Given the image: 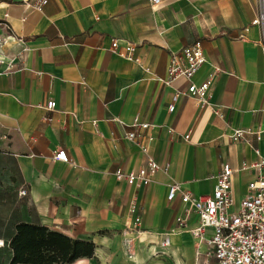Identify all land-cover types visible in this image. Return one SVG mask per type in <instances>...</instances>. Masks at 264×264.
I'll list each match as a JSON object with an SVG mask.
<instances>
[{
	"label": "crops",
	"instance_id": "0c3cea01",
	"mask_svg": "<svg viewBox=\"0 0 264 264\" xmlns=\"http://www.w3.org/2000/svg\"><path fill=\"white\" fill-rule=\"evenodd\" d=\"M253 16L254 0H48L41 11L0 0L12 32L0 26V264L20 222L95 244L92 257L68 264H203L207 245L189 230L197 214L179 191L168 200L167 184L210 194L227 163L238 201L254 178L251 165L264 158V52ZM112 40L134 43L140 63ZM195 40L205 61L192 81L220 69L202 109L184 78L160 81L170 53ZM134 118L150 125L133 127ZM236 128L248 132L232 141ZM58 149L66 162L53 158ZM149 158L167 169L147 184L116 179Z\"/></svg>",
	"mask_w": 264,
	"mask_h": 264
},
{
	"label": "built area",
	"instance_id": "2783aa9c",
	"mask_svg": "<svg viewBox=\"0 0 264 264\" xmlns=\"http://www.w3.org/2000/svg\"><path fill=\"white\" fill-rule=\"evenodd\" d=\"M158 1L151 0L153 3ZM47 2L48 0H23V6L41 11ZM250 24L260 28L259 45L264 52V0H254V16ZM0 26L12 34L5 19L0 20ZM18 41L21 42V39L19 38ZM3 43L4 41H0V47ZM118 47L117 40H112L113 51L125 59L140 63V59L135 54L134 43L126 42L120 49ZM204 61L202 43L200 40H195L170 53L165 77L160 78V81L169 84L179 77L184 78L188 82L185 95L194 98L198 108L202 109L210 104L213 85L220 71L218 67L212 66L203 80L195 84L192 76ZM54 107V100H48L45 104L47 110H53ZM173 108V104H170L168 111L171 112ZM214 112L218 116L221 115L219 108H214ZM130 125L147 128L150 124L134 118ZM247 132L248 130L236 128L232 131L230 138L232 141L241 140ZM126 136L134 137L135 132L129 131ZM188 136L185 134L183 138L187 140ZM141 147L144 150V147ZM255 151L258 153L257 149ZM53 158L66 162L65 150L54 151ZM167 166V163L159 164L149 158L147 165L141 167L136 173L117 169L114 175L116 179H125L128 184H147L150 181L148 175L150 172L157 169L165 171ZM251 167L256 170V174L248 182L246 193L238 201L234 199L231 192V176L235 170L227 163L222 164L210 194L194 195L182 190L180 184L175 181L167 184L166 198L171 200L179 191L180 200L186 206V213L197 214V222L189 230L198 242H205L207 245L205 252L207 259L203 261V264H264V158H260ZM20 194L24 195L25 190H21ZM134 210L135 206L131 205V213ZM177 221L181 228L185 227L184 218H177ZM138 222L139 218L136 217L135 224ZM207 228H211L208 236H206Z\"/></svg>",
	"mask_w": 264,
	"mask_h": 264
},
{
	"label": "trees",
	"instance_id": "16d2710c",
	"mask_svg": "<svg viewBox=\"0 0 264 264\" xmlns=\"http://www.w3.org/2000/svg\"><path fill=\"white\" fill-rule=\"evenodd\" d=\"M8 264H68L78 258L92 257L95 244L71 238L40 224L20 222L8 242Z\"/></svg>",
	"mask_w": 264,
	"mask_h": 264
}]
</instances>
